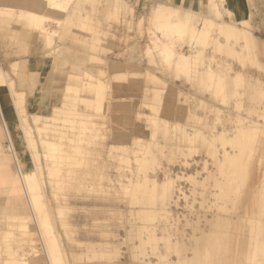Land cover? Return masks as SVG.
Here are the masks:
<instances>
[{
    "label": "rangeland",
    "instance_id": "374dc122",
    "mask_svg": "<svg viewBox=\"0 0 264 264\" xmlns=\"http://www.w3.org/2000/svg\"><path fill=\"white\" fill-rule=\"evenodd\" d=\"M0 72V264H264V0H0Z\"/></svg>",
    "mask_w": 264,
    "mask_h": 264
},
{
    "label": "crops",
    "instance_id": "0c3cea01",
    "mask_svg": "<svg viewBox=\"0 0 264 264\" xmlns=\"http://www.w3.org/2000/svg\"><path fill=\"white\" fill-rule=\"evenodd\" d=\"M117 90L118 91H123V92H129L132 90L131 88L124 86L123 84L119 83L117 85ZM128 97H131L128 95ZM123 97H115V100H120ZM112 110L114 111V117L116 120V125L117 127H122L125 131H131L133 127L136 126V120L134 119V113L136 112V107L127 105V104H120V103H115L112 105Z\"/></svg>",
    "mask_w": 264,
    "mask_h": 264
},
{
    "label": "bare ground",
    "instance_id": "6f19581e",
    "mask_svg": "<svg viewBox=\"0 0 264 264\" xmlns=\"http://www.w3.org/2000/svg\"><path fill=\"white\" fill-rule=\"evenodd\" d=\"M209 2H210V1H209ZM154 7H155V6H154ZM212 7H213V6H212ZM160 10H161V9H160ZM162 10H163V9H162ZM209 21H210V20H209ZM206 22H207L208 25H210V23H208L207 19H206ZM203 23H204V25L206 24L205 21H204ZM211 23H212V22H211ZM208 25H206V27H209ZM209 28H210V27H209ZM221 29H222V28H221ZM225 29H227V28L225 27ZM204 30H205V28H204ZM227 30H228V29H227ZM207 31H208V30H207ZM204 32H205V31H204ZM199 33L202 34V32H199ZM244 34H245V33H244ZM192 35H193V34H192ZM202 35H203V34H202ZM206 35H207V34H206ZM206 35L203 36V37H206ZM203 37H202V38H203ZM243 38H244V37H243ZM245 38H246L245 40H247L246 42L249 41L248 44H247V45H249V46L246 45L247 47H251V45H252L253 49H257V43H256V41H255V37H253L252 35H248V36L245 35ZM196 39H197V38H196ZM203 39H204V38H203ZM197 40H198V39H197ZM201 40H202V39H200L199 41H201ZM245 40H244V41H245ZM201 42H203V41H201ZM201 42H200V43H201ZM205 43H206V40H205ZM203 44H204V43H203ZM245 44H246V43H245ZM246 49H247V48H246ZM250 49H251V48H250ZM251 50H252V49H251ZM251 52H252V51H251ZM179 55H180V54H179ZM180 57H181V55H180ZM180 57H179V58H180ZM194 57H195V56H194ZM184 58H187V57H186V56H182V57H181V59H184ZM199 58H200V57H199ZM196 61H197V60H196ZM173 63H174V62H173ZM186 63H187V62H186ZM188 63H189V62H188ZM179 64H180V63H179ZM195 64H196V63H195ZM173 66H174V65H173ZM176 66H177V64H176ZM188 66H189V65H188ZM174 67H175V66H174ZM182 67H183V65H182ZM208 72H209V71H208ZM209 73H210V72H209ZM0 74H1V72H0ZM1 77H2V74L0 75V78H1ZM210 77H211V76H210ZM209 79H210V78H209ZM0 80H2V79H0ZM234 81H235V80H234ZM236 81H237V79H236ZM99 82H100V81H99ZM230 83H231V82H230ZM230 83H229V86L232 85V84H230ZM232 83H233V82H232ZM236 83H237V82H236ZM236 83L234 82V85H235ZM229 88H230V87H229ZM94 89H95V88H94ZM9 109H10V108H9ZM10 111H11V109H10V110H8V109H4V110H3V112L5 113V117H7V118L9 117V113H11ZM11 114H12V113H11ZM0 116H1V118H4V117H2V109H1V107H0ZM10 117H11V115H10ZM10 117H9V118H10ZM252 126H253V125H252ZM249 131H250V130H249ZM249 131H248V132H249ZM3 133H4L5 137L7 136V138H9L8 125H6V124H4V123H3ZM245 133H246V131H245ZM241 134H242V133H241ZM4 135H3V136H4ZM186 137H187V136H186ZM195 137H196V136H195ZM9 139H10V138H9ZM9 144H10V143H9ZM1 146H2V145H1ZM10 146H11V145H10ZM6 147H9V145L6 146ZM9 148H10V147H9ZM9 148H8V149H9ZM9 150H11V148H10ZM225 155H226V154H225ZM229 157H230V156H229ZM230 158H231V157H230ZM232 159H233V158H232ZM235 159H236V158H235ZM237 159H238V158H237ZM226 160H227V159H226ZM222 161H223V160H222ZM222 161H221V162H222ZM227 161H229V159H228ZM230 162H231V160H230ZM233 162H235V161H232V163H233ZM226 163H227V162H226ZM221 164H222V163H221ZM227 164H228V163H227ZM227 164H226V165H227ZM223 165H224V163H223ZM223 165H222V166H223ZM226 165H224V166H226ZM19 174H20V178L23 179V178H24V175L21 176V172H20ZM25 176H26V175H25ZM22 177H23V178H22ZM31 177H32V176H31ZM188 177H190V175H189ZM26 179H27L28 181L30 180V179H28V176L26 177ZM24 180H25V179H24ZM28 181H27V183H25V184H28ZM24 182H25V181H24ZM168 182H169V181H168ZM23 184H24V183H23ZM29 184H33V183H31V181H29ZM29 184H28V185H29ZM28 185H25V187L28 186ZM29 186L32 187L33 185H29ZM29 186H28V187H29ZM163 186H164V185H163ZM163 186L161 185L162 188H163ZM28 187L25 188V194H27V193L29 192L28 190H27V191H28V192H27L26 189H29V190L31 189V190H32V188H28ZM168 187H169V186H168ZM168 187H167V189H168ZM151 189H152V188H151ZM163 189H164V188H163ZM167 189H166V190H167ZM31 190H30V191H31ZM153 190H154V187H153ZM26 192H27V193H26ZM151 192H152V191H151ZM163 192H164V191H163ZM30 193H31V192H30ZM28 194H29V193H28ZM152 194H153V193H152ZM181 194H182V193H181ZM163 195H164V194H163ZM30 196H31V195H30ZM34 196H35V195H34ZM38 196H39V195H38ZM150 196H151V195H150ZM161 196H162V195H161ZM27 197H28V196H27ZM31 197H32V196H31ZM35 197H37V196H35ZM35 197H34V198H35ZM184 197H185V196H184ZM20 198H21V197H20ZM39 198H40V196H39ZM39 198H38V200H39ZM160 198H161V197H160ZM260 198H261V196H260ZM10 199H11V198H10ZM35 199H37V198H35ZM35 199H33V200H35ZM35 201H37V200H35ZM38 202H39V201H38ZM34 203H36V202H34ZM34 203H33V204H34ZM38 206H39V205H38ZM24 209H25V208H24ZM41 209H42V207H41ZM37 210H38V209H37ZM3 212H4V211H3ZM40 212H42V211H40ZM37 213H38V211H37ZM45 214H46V213H45ZM167 214H169V213H167ZM43 222H44V220H43ZM47 222H48V220H47ZM48 223H49V222H48ZM185 223H186V222H185ZM214 225H215V224H214ZM46 237H47V236H46ZM52 241H53V240H52ZM47 242H48V241H47ZM54 243H55V242H54ZM40 244H41V243H40ZM55 246H56V245H55ZM51 251H53V250H51ZM52 253H53V252H52ZM50 255H51V254H50ZM57 256H58V255H57ZM46 258H47V256H46ZM49 259H50V258H49ZM49 263H50V262H49Z\"/></svg>",
    "mask_w": 264,
    "mask_h": 264
}]
</instances>
